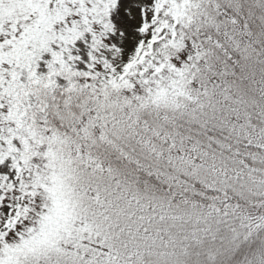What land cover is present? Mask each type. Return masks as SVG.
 Returning a JSON list of instances; mask_svg holds the SVG:
<instances>
[{"label": "snow or ice", "instance_id": "obj_1", "mask_svg": "<svg viewBox=\"0 0 264 264\" xmlns=\"http://www.w3.org/2000/svg\"><path fill=\"white\" fill-rule=\"evenodd\" d=\"M0 264H264V0H0Z\"/></svg>", "mask_w": 264, "mask_h": 264}]
</instances>
